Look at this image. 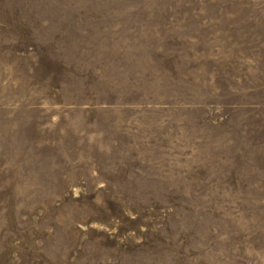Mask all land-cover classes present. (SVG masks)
<instances>
[{
    "label": "rangeland",
    "instance_id": "obj_1",
    "mask_svg": "<svg viewBox=\"0 0 264 264\" xmlns=\"http://www.w3.org/2000/svg\"><path fill=\"white\" fill-rule=\"evenodd\" d=\"M0 264H264V0H0Z\"/></svg>",
    "mask_w": 264,
    "mask_h": 264
}]
</instances>
